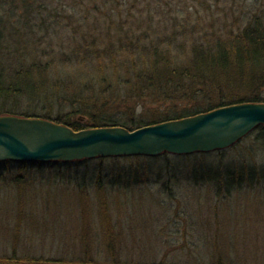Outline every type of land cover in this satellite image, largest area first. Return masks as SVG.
<instances>
[{
    "label": "rangeland",
    "instance_id": "rangeland-1",
    "mask_svg": "<svg viewBox=\"0 0 264 264\" xmlns=\"http://www.w3.org/2000/svg\"><path fill=\"white\" fill-rule=\"evenodd\" d=\"M258 20L264 24V0H0V59L11 66L25 60L50 62L44 51L83 46L92 36L103 44L121 38L188 47L207 46L216 38L229 43ZM64 61L50 62L46 72L72 79L65 80L68 92L83 82L92 83L94 93L111 92L107 103L81 102L99 114L134 109L136 116L147 117L186 105L158 103L143 92L135 97L116 94L117 87L119 91L127 87L125 65H119L118 76L107 78L101 83L105 89L99 91L100 71L94 64L86 72L77 60ZM93 75L99 83L93 82ZM67 96L56 105L49 100L52 107L46 109L25 100L23 107L30 105L34 114L51 118H83L81 113H70L80 104H71ZM249 139L245 143L254 141ZM256 157L264 161L261 151ZM165 161L176 164L173 159ZM198 161L182 159L174 171L131 170L129 177L123 173L125 178L114 183L118 172L108 174L102 178L103 194L91 179L86 182L89 187L80 189L76 179L81 175L65 165L15 167L0 173V264L38 258L69 264H264V184L216 194L211 185H195L185 178V168ZM98 162L90 164L97 167ZM114 163L144 167L147 161L107 158L101 165ZM16 173L23 179L20 184L14 181ZM103 200L108 208L103 218L109 217L117 235L114 243L105 238L110 231L104 230L101 218Z\"/></svg>",
    "mask_w": 264,
    "mask_h": 264
},
{
    "label": "trees",
    "instance_id": "trees-1",
    "mask_svg": "<svg viewBox=\"0 0 264 264\" xmlns=\"http://www.w3.org/2000/svg\"><path fill=\"white\" fill-rule=\"evenodd\" d=\"M216 39V42L207 44V46L192 44L188 47L165 42L156 44L152 42L147 44L149 42H146L147 45H145V42L132 38H121L116 41L109 39L103 44L102 42L96 43L92 36L83 42V46L79 44L72 46L69 50L44 51V55L49 58L52 64L64 59L65 61L77 60L79 66L84 65L86 72L90 69V65L94 64V68L100 71L97 73L101 79L99 91L105 89L102 84L107 78L118 76L116 68L119 65L123 67L125 65L127 72L123 77L126 78L124 82L127 87L124 91H119L120 88L117 87L116 94L123 93L125 96L135 97L137 93L143 92L158 103L169 101H175L177 104L186 103L185 107L181 109L147 117L136 116L134 109H128L129 112L117 110V113L99 114L88 105L82 107L81 102L90 99L97 100L94 105H98L100 100H105L107 103L106 98L111 95L110 91L101 92L100 97L99 93L93 92L95 89L92 87L93 85H90L92 83L84 85L83 82L80 87L68 92L69 89L65 90L66 79L64 77L61 78L59 75H51L46 72L50 62L25 60L19 61V63L12 62L11 66L0 59V115L43 117L65 124L73 130L107 125H121L127 129H135L146 124L208 111L222 105L245 101H264V24L258 20L255 25L244 28L241 34L234 35L229 43H223L221 38ZM90 78L95 84L99 83L94 75ZM83 80L84 78L80 81ZM72 81V79H68L67 82ZM113 92L115 91L113 90ZM66 95L70 98L71 104H80L79 106L74 105L75 108L70 113H81L83 118H72L71 120L67 116L51 118L47 114H34V109L30 110L29 108L30 105L23 107L25 100L46 109V106L52 107L49 100L53 102L52 105H56L57 101L63 100ZM59 104L61 103L59 102ZM100 106L98 108L102 110L103 108ZM128 114L130 116H127ZM248 139L254 141L247 144L248 142H245ZM258 151L264 154V124L257 125L244 137L222 149L195 151L188 154H173L163 151L154 156H97L67 161L29 162L3 159L0 160V173L10 171L15 167L16 170H38L44 166L65 165L70 169L73 167V171H77L78 175H81L76 179L80 189L89 187L87 183L91 179L96 185V190L102 191L101 194H103V183L105 182L102 178L108 174L112 176L118 172L117 178L112 177V183H114L117 180L120 181V177L122 179L129 177L131 170L149 172L151 169L160 171L163 167H167L169 171H174L177 167L179 168L178 163L182 159L192 157L200 158V161L191 163L185 168V178L190 179L195 185L207 183L213 187L216 194L225 195L246 186L264 184V161L261 162L262 159H257ZM107 158H111L114 162L121 158H144L147 163L144 164V167L131 166V164L120 167L114 163V165L104 168L101 163ZM172 159L176 161V164L168 165L166 161L163 162V160H169L170 163ZM95 160L99 161L97 167L90 164ZM82 165L87 166L80 170ZM123 173L126 174L125 177H122ZM22 180L20 174L14 175V181L17 184L22 183ZM100 197L102 198L103 195ZM99 207L102 208V211L100 208L101 218L105 220L103 222L105 223L104 230L110 231L105 238L114 243L117 237L114 226L108 216L103 218L104 212L106 214L108 210L106 202L100 201ZM88 238L89 236L85 233L83 240L86 241ZM31 260H28L27 263L69 264L54 258L46 261L38 258L35 259L37 262ZM77 263L79 264V262L73 263L72 261V264Z\"/></svg>",
    "mask_w": 264,
    "mask_h": 264
},
{
    "label": "water",
    "instance_id": "water-1",
    "mask_svg": "<svg viewBox=\"0 0 264 264\" xmlns=\"http://www.w3.org/2000/svg\"><path fill=\"white\" fill-rule=\"evenodd\" d=\"M264 124V101L222 105L135 129L80 130L43 117L0 115V160L58 161L97 156L188 154L230 146Z\"/></svg>",
    "mask_w": 264,
    "mask_h": 264
},
{
    "label": "bare ground",
    "instance_id": "bare-ground-1",
    "mask_svg": "<svg viewBox=\"0 0 264 264\" xmlns=\"http://www.w3.org/2000/svg\"><path fill=\"white\" fill-rule=\"evenodd\" d=\"M212 109H213V108H212ZM175 119H176V118H175ZM255 127H256V126H255ZM255 127H254V128H255ZM254 128H253V129H254ZM253 129H252V130H253ZM252 130H251V131H252ZM248 133H249V132H248ZM248 133H247V134H248ZM244 136H245V135H244ZM244 136H243V137H244ZM241 138H242V137H241ZM173 154H174V153H173ZM0 261H2V260L0 259ZM21 261H23V259H21L20 262H21ZM22 263H25V264H26L27 261L25 260V261H23Z\"/></svg>",
    "mask_w": 264,
    "mask_h": 264
}]
</instances>
